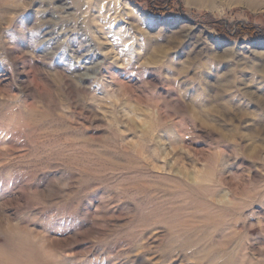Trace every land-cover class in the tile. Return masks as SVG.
<instances>
[{
  "label": "rangeland",
  "instance_id": "374dc122",
  "mask_svg": "<svg viewBox=\"0 0 264 264\" xmlns=\"http://www.w3.org/2000/svg\"><path fill=\"white\" fill-rule=\"evenodd\" d=\"M0 264H264V0H0Z\"/></svg>",
  "mask_w": 264,
  "mask_h": 264
}]
</instances>
